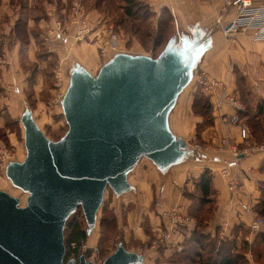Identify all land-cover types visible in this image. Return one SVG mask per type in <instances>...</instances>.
I'll return each mask as SVG.
<instances>
[{
	"label": "water",
	"instance_id": "obj_1",
	"mask_svg": "<svg viewBox=\"0 0 264 264\" xmlns=\"http://www.w3.org/2000/svg\"><path fill=\"white\" fill-rule=\"evenodd\" d=\"M210 46L195 23L191 36H171L155 57L116 52L95 74L75 62L60 99L67 130L56 140L24 109L25 156L8 161L4 173L27 196L20 205L0 189V264H94L84 254L65 262L67 219L81 208L89 234L105 190L129 191L127 176L141 158L164 173L194 156L171 131L169 115ZM141 263L143 256L120 242L100 264Z\"/></svg>",
	"mask_w": 264,
	"mask_h": 264
},
{
	"label": "crops",
	"instance_id": "obj_2",
	"mask_svg": "<svg viewBox=\"0 0 264 264\" xmlns=\"http://www.w3.org/2000/svg\"><path fill=\"white\" fill-rule=\"evenodd\" d=\"M140 1L156 16H159L162 9H168L178 25L193 27L197 23L211 37V46L201 57L198 68L209 79L219 80L223 85L216 89L204 90L201 85L196 84L195 88H198L204 99L211 104L210 124L203 125V116L192 111L195 96L193 93L181 103H178L179 95L169 115L171 131L186 141L191 148L193 143L202 144L205 146L204 152L200 153L192 148L194 161L190 158L186 159L171 166L164 173H161L148 159L141 158L127 176L131 189L120 196L137 195L142 204V212L150 218L148 234L143 236V240L147 238L146 241L149 243L158 226L162 227L164 222L166 223L160 216L163 209L182 204L188 213L191 200L187 197V191L194 189L195 180L204 169H208L213 191L212 209L209 217L203 220L202 227L197 229L203 235L222 240L233 237L239 239L247 229L248 234L245 238L250 242L254 239L255 233L250 231L249 224L258 216L255 210L260 200L258 185L264 181V149L244 154L238 157L236 163L231 164V173L238 176L241 183V189L236 196L230 195L226 185L227 177L222 173V168L234 160L232 154L234 148L240 151L244 147L239 137L240 125H244L249 131L250 142L262 143L264 137L261 140L255 139L248 124L240 116L242 111L238 112V122H230L234 109L219 101L225 94L234 92L243 103L239 82H243L242 85L247 89L246 98L249 102L253 104L259 99H264V40H254L250 32L245 31L227 34L226 26L234 13L231 9L221 15L219 1ZM71 2L72 0H0L1 102H17L31 85L35 88L39 81L48 83L45 77L53 71L48 66L49 60L56 55L60 58L58 68L63 77L64 65L67 64L62 65V60L73 56H76L77 60H73V64L79 63L91 74L95 70L98 71L102 65L98 49L92 41L75 40L76 25L68 26L65 40L46 39V30L54 24V18L66 19ZM84 3L85 13L92 26L113 25L93 2L84 0ZM96 32H93L90 38H93ZM243 105L246 107L244 103ZM226 135L229 136L230 145L220 146L219 141ZM153 185L157 202L154 201V207L151 208ZM158 189L162 195L161 199ZM223 221L227 222V227L224 229L221 225ZM195 227H197L196 221L192 225L180 226L173 240L181 244L183 249L185 239L191 235ZM262 231L264 232V229ZM182 249L178 250L170 244L156 251L148 245L146 253H140L143 256L141 264H161V261L169 264L168 261L172 256Z\"/></svg>",
	"mask_w": 264,
	"mask_h": 264
},
{
	"label": "rangeland",
	"instance_id": "obj_3",
	"mask_svg": "<svg viewBox=\"0 0 264 264\" xmlns=\"http://www.w3.org/2000/svg\"><path fill=\"white\" fill-rule=\"evenodd\" d=\"M118 3L115 0H110L108 6L105 5L103 7L105 9L104 11L110 13L112 19L115 20V24H118L114 30L118 35L119 44L114 51L106 56H101V64L116 52L144 53L145 55L156 56L164 45V42L159 45L155 41L157 38L155 33L158 16L154 15L144 21L140 20V18L133 20L127 18L126 20L122 12L123 10ZM136 12L137 15L141 16L143 11L137 10ZM146 16L148 15L146 14ZM134 26H139L140 31L130 37L127 33H130L129 30L131 29L134 30ZM182 34L191 36L192 26L178 25L174 19L173 23L167 28L165 37L169 38L175 35L179 42ZM75 57H68L62 60V65L67 64L64 65L65 74L63 77L58 68L60 58L57 55L53 56L48 64L49 68L53 69V71H51L48 77H45L48 83H40L39 81L36 83L35 88L31 85L25 91V95L23 94L22 98L17 102L6 103L5 101L4 103L6 105L0 101V189L12 196L18 197L20 199V205H25L27 195L13 186L4 173L5 165L8 161H21L25 156L23 128L19 120L20 114L25 108H29L40 129L52 140L58 139L65 133L67 124L65 123L60 107V99L67 87L69 79L68 69L73 64V60H76ZM199 71L197 65L194 70V76L180 94L178 103L190 97L192 93L198 95L199 90L195 87L197 84L196 74ZM96 72L97 70L93 71V74ZM193 158L194 156L190 157V160L194 161ZM154 187L153 185V196L150 202L151 208L154 207V201H156ZM187 193V197L191 195L193 200L197 194L195 188L187 191ZM158 195L159 199H161L162 195L159 189ZM141 205L137 195L125 194L116 197L113 191L107 188L102 205L97 214L96 226L89 234H86L87 225L82 210L78 208L69 216L65 223L63 232L65 262L71 258L77 262L78 256L84 254L87 260L93 261L94 264H100L105 258V255L110 254L120 242L128 250L145 254L149 243L146 241L147 238L143 240V236L148 234L147 227L150 223V218L142 212ZM197 205L198 203L196 201ZM102 216L106 217L107 220L115 218V227L104 228V231H101L100 218ZM109 224L111 225L112 221ZM245 240L249 241L248 238H245ZM253 241L254 239L247 242V244H242L240 241L237 242L238 244L234 249L236 250L234 251L236 255L234 264H264V241L259 239L256 242ZM176 258L174 254L172 259L168 261L169 264H179Z\"/></svg>",
	"mask_w": 264,
	"mask_h": 264
},
{
	"label": "built area",
	"instance_id": "obj_4",
	"mask_svg": "<svg viewBox=\"0 0 264 264\" xmlns=\"http://www.w3.org/2000/svg\"><path fill=\"white\" fill-rule=\"evenodd\" d=\"M219 1L220 14H226L229 10H233L234 16L229 21L230 27L225 30L226 33L232 32H250L251 37L254 40H264V0L257 2L256 0H209ZM53 16V13L51 14ZM54 24L49 26L46 30V39H60L65 40L67 38L68 26L70 24L76 25L74 38L77 42L92 41L97 49L100 56H106L110 52L114 51L119 44V38L114 30L113 25H103L99 27L92 26L88 20L84 10L82 0H72L66 19L54 18ZM95 28H98L95 30ZM93 38L90 35L95 32ZM52 40V39H51ZM196 82L201 85L204 90L210 88H219L223 84L221 81L216 79H209L206 74L202 71L196 74ZM62 97V96H61ZM219 102H224L230 105L234 109V114L230 117V122H238V112L244 111L245 107L238 95L234 92L227 93L220 99ZM239 137L244 144L242 150L238 151L236 148L233 149L232 162L227 163L222 168V173L227 177L226 185L231 196H236L241 189V183L238 176L231 173V164L236 163L240 154L244 155L251 153L256 150L264 149V142L255 144L249 140V131L244 125L239 126ZM220 146H229V136L226 135L219 141ZM192 148L194 150L204 152L205 146L200 143H193ZM8 163V162H7ZM6 166V165H5ZM161 218L166 221L164 224L158 226L153 236L150 238L149 247L158 251L162 247L170 244L174 245L178 250L182 249L181 244H177L173 237L178 234V228L180 226L192 225L195 222L193 216L187 213L184 205L179 204L167 209H163L160 212ZM222 228L227 227V222H222ZM251 232H258L264 229V215H258L249 224ZM161 264H167L164 261Z\"/></svg>",
	"mask_w": 264,
	"mask_h": 264
},
{
	"label": "trees",
	"instance_id": "obj_5",
	"mask_svg": "<svg viewBox=\"0 0 264 264\" xmlns=\"http://www.w3.org/2000/svg\"><path fill=\"white\" fill-rule=\"evenodd\" d=\"M94 3V5L99 8V10L105 14L109 18V20L113 23L114 28L118 26L115 24V20L112 19L110 13L104 11L103 8L105 5L108 6L110 0H90ZM123 10V15L127 20L138 19L147 20L155 15L154 12L150 11L149 7L141 2L140 0H115ZM83 5L84 0H82ZM135 8V9H134ZM142 10V15H137L136 11ZM146 14L148 16H146ZM174 17L172 13L168 9H162L156 23V43L161 44L164 42V46L166 45L169 38L165 37L167 28H169L170 24L173 23ZM146 22V21H145ZM134 30H129L131 33H127L130 37L134 36L137 32H139L140 27L134 26ZM161 49V50H162ZM160 50V51H161ZM159 51V52H160ZM158 55V54H157ZM156 55V56H157ZM155 57V56H153ZM104 63V62H103ZM241 82L242 80L239 79ZM243 83V82H242ZM240 84V92L243 96L242 101L246 105L245 110L240 114L241 118L245 120L248 124L251 133L255 137L256 140H261L264 137V99H259L255 103H251L246 98L247 89ZM192 111L194 113H198L203 116V125L210 124L212 122L211 119V104L209 101L205 100L203 95L198 91V95L194 96V100L192 103ZM201 125L198 127L200 128ZM195 192H197L196 197L193 198L188 197L191 201V205L188 208L189 215L193 216L196 221V226L189 237L185 239L184 247L182 251L177 253L175 256L176 261L178 260L179 264H234V260L236 255L234 253L235 247L237 246V242L240 241L242 244H247L248 241L245 240V235L247 229L244 230V234L240 236L239 239L233 237L231 239H219L214 237H209L208 235H203L198 227H202L203 220L209 217V213L212 209V201H213V191L211 187V174L208 169H204L199 177L195 180ZM260 190V200L258 204L255 206V210L258 215H263L264 213V181H261L258 185ZM198 205L196 206V201ZM206 204V205H204ZM112 221V224L109 223ZM116 219L113 218L111 220H107L106 217L102 216L100 218V228L101 231H104V228H114ZM109 224V225H108ZM106 230V229H105ZM255 238L253 242H256L257 239L264 241V232L258 231L255 233ZM239 249V247H238ZM107 255H105L106 257ZM86 257V256H85ZM179 257V258H178ZM174 259V258H173Z\"/></svg>",
	"mask_w": 264,
	"mask_h": 264
}]
</instances>
